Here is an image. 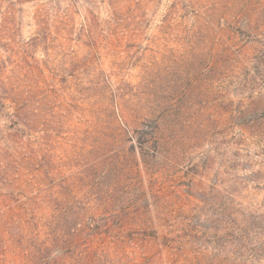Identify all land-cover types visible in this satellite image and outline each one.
<instances>
[{
    "label": "rangeland",
    "instance_id": "1",
    "mask_svg": "<svg viewBox=\"0 0 264 264\" xmlns=\"http://www.w3.org/2000/svg\"><path fill=\"white\" fill-rule=\"evenodd\" d=\"M0 264H264V0H0Z\"/></svg>",
    "mask_w": 264,
    "mask_h": 264
},
{
    "label": "trees",
    "instance_id": "2",
    "mask_svg": "<svg viewBox=\"0 0 264 264\" xmlns=\"http://www.w3.org/2000/svg\"><path fill=\"white\" fill-rule=\"evenodd\" d=\"M147 129H148V131L147 132H142L141 134L142 135H146V136H149V135H152V134H154L155 133V131H154V129H155V127L152 125V124H146V126H145ZM126 209H129V208H126Z\"/></svg>",
    "mask_w": 264,
    "mask_h": 264
}]
</instances>
